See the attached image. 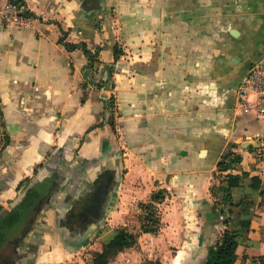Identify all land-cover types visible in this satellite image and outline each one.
<instances>
[{
	"label": "crops",
	"instance_id": "1",
	"mask_svg": "<svg viewBox=\"0 0 264 264\" xmlns=\"http://www.w3.org/2000/svg\"><path fill=\"white\" fill-rule=\"evenodd\" d=\"M21 1L34 27L8 29L0 15V214L23 193L39 195L32 264H93L91 252L121 228L139 229L140 244L110 264H143L141 252L163 264H206L226 229L238 236L234 264H260L264 119L235 103L250 66L264 59V0ZM62 34L79 48L68 51ZM105 80L106 89L96 86ZM231 152L243 161L221 172ZM113 171L121 180L108 216L69 250L63 216ZM243 172L250 178L226 200V176ZM161 189L160 232L142 233L141 204ZM91 224L78 225L74 238Z\"/></svg>",
	"mask_w": 264,
	"mask_h": 264
},
{
	"label": "trees",
	"instance_id": "2",
	"mask_svg": "<svg viewBox=\"0 0 264 264\" xmlns=\"http://www.w3.org/2000/svg\"><path fill=\"white\" fill-rule=\"evenodd\" d=\"M66 35L62 34L60 42L65 48L73 52L79 48L77 45L69 43L66 39ZM86 54L89 58V66L93 67L96 62L95 55L89 53L84 47ZM120 52L116 51V58L119 57ZM86 75H88L86 73ZM109 80H105L96 86L100 89H106ZM105 102V111H110L108 117V123L115 129V117H114V101L112 98L103 99ZM106 118V115H105ZM107 119V118H106ZM7 143H5L6 145ZM4 145V146H5ZM243 157L236 153H229L218 165V169L228 171L234 169L239 163H242ZM250 178L247 172L242 174H228L225 179V185L220 187L219 190L226 193L225 199L230 200L232 197L231 191L234 188L240 187L243 179ZM251 181L256 188H260L261 180L259 177H251ZM264 194V191H263ZM167 197V190L161 189L152 194V197L148 203L141 204L142 214L139 219L141 222L142 233L158 234L161 229V217L159 214L158 204L165 201ZM39 201V195L35 190H30L25 194L23 199L10 211H5L0 216V249L13 238V236L24 229V226L31 222V212ZM228 219L225 223L228 224ZM29 222V223H30ZM33 225V223H32ZM140 234L130 232L126 228L117 230L116 235L104 245L102 252L94 254L93 264H110L111 259L115 258L120 252L126 249L133 248L138 245ZM238 236L234 231L229 229L224 230L223 236L216 242L215 245L210 247L206 264H234L237 260L238 249ZM260 264H264V256L258 258ZM143 264H163L161 261L146 260Z\"/></svg>",
	"mask_w": 264,
	"mask_h": 264
},
{
	"label": "flooded vegetation",
	"instance_id": "3",
	"mask_svg": "<svg viewBox=\"0 0 264 264\" xmlns=\"http://www.w3.org/2000/svg\"><path fill=\"white\" fill-rule=\"evenodd\" d=\"M120 180L121 177L113 171L106 187H95L94 189L91 187L89 192L81 194L72 202L69 213L63 216V227L61 230V238L66 241L69 250H80L88 243L90 236L94 234L93 231H96L88 230V227H98L99 229L102 225L103 220L109 214V210H106V207L111 206L116 200ZM52 198V195H48L47 201L50 200L51 204L54 201ZM49 204L47 202V205ZM90 221L92 222L91 226L88 225L86 231L79 235L81 238H74L78 236L75 231L78 230V225L84 226L85 223ZM29 222L24 226V229L18 231L0 249V264H32L37 258V246L29 240V236L34 230V225ZM36 244L39 245V242H36ZM102 251H95V253Z\"/></svg>",
	"mask_w": 264,
	"mask_h": 264
},
{
	"label": "built area",
	"instance_id": "4",
	"mask_svg": "<svg viewBox=\"0 0 264 264\" xmlns=\"http://www.w3.org/2000/svg\"><path fill=\"white\" fill-rule=\"evenodd\" d=\"M0 15L8 29L32 28L37 21L28 5L21 0H10ZM235 108L242 114H253L264 119V59L253 63L236 92Z\"/></svg>",
	"mask_w": 264,
	"mask_h": 264
},
{
	"label": "rangeland",
	"instance_id": "5",
	"mask_svg": "<svg viewBox=\"0 0 264 264\" xmlns=\"http://www.w3.org/2000/svg\"><path fill=\"white\" fill-rule=\"evenodd\" d=\"M138 218H139V217H138ZM139 220H140V219H139ZM128 228L130 229V227H128ZM130 232H131V231H130ZM133 233H135V234H139V229H138V230L135 229V232H133ZM139 237H140V236H139ZM138 243H139V242H138ZM139 244H140V243H139ZM136 246H137V245H136ZM136 246H135V247H136ZM137 248H138V247H137ZM94 253H95V252L92 251L91 254H90V255L92 256V258H93V256H94ZM141 256H142V259H143V260H145V261H146V260H149L148 258H146L144 252H141ZM57 260H59V259H57ZM56 264H60V263H56ZM62 264H64V263H62ZM81 264H90V263H81Z\"/></svg>",
	"mask_w": 264,
	"mask_h": 264
},
{
	"label": "water",
	"instance_id": "6",
	"mask_svg": "<svg viewBox=\"0 0 264 264\" xmlns=\"http://www.w3.org/2000/svg\"><path fill=\"white\" fill-rule=\"evenodd\" d=\"M255 145H256V143H255ZM25 194H26V193H23L20 197H18V199H16V201H14V202L12 203L11 209H12L13 207H15V206H16V205H17V204L23 199V197L25 196ZM4 212H5V211H3V212L0 214V216L3 215Z\"/></svg>",
	"mask_w": 264,
	"mask_h": 264
}]
</instances>
